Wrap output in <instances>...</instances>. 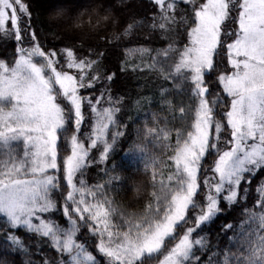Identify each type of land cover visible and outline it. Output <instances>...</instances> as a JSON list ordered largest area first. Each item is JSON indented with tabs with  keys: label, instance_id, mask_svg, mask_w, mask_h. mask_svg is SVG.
I'll return each instance as SVG.
<instances>
[{
	"label": "snow or ice",
	"instance_id": "obj_1",
	"mask_svg": "<svg viewBox=\"0 0 264 264\" xmlns=\"http://www.w3.org/2000/svg\"><path fill=\"white\" fill-rule=\"evenodd\" d=\"M149 4L0 0V264H264V0Z\"/></svg>",
	"mask_w": 264,
	"mask_h": 264
},
{
	"label": "trees",
	"instance_id": "obj_2",
	"mask_svg": "<svg viewBox=\"0 0 264 264\" xmlns=\"http://www.w3.org/2000/svg\"><path fill=\"white\" fill-rule=\"evenodd\" d=\"M130 3L133 5V8L135 11L139 12L140 14H147L148 16H151L153 9L151 7V5L149 4V0H130ZM34 7V16L36 17V26L38 28V30L41 31V37L43 42H45L46 44H59L60 41L58 39L55 38L54 34L52 33H46V31L41 28V24L47 23V19L48 16L47 14L43 13V11H37L36 10V5L34 3L33 5ZM82 10V9H81ZM146 35V33H142L138 30V36H140L141 38H143V36ZM14 51V48H8L7 51H5L4 47H0V59H3L5 57H7V59L9 61H12L13 56L12 53ZM113 63H115V61H113ZM214 80V79H213ZM145 79L142 76H137L136 74H128L127 76H123L121 79L116 81V84L114 86V90H116L117 92H124V93H136L138 91H140L142 88H144L145 86ZM155 90L154 85L152 84H148L147 88L145 89V94L146 95H150L152 91ZM136 111L135 109L132 110V112H130V115H135ZM125 120H127V116L125 117ZM119 146L117 147V152H119ZM96 155L98 156L99 153H96ZM117 159H119V157H117ZM111 166V165H109ZM102 167V166H101ZM142 167V166H141ZM99 172V168L93 167L92 170L87 174L88 178L90 179L91 182H97L99 177L97 175V173ZM117 174H122V175H131L132 173L130 172H125V173H117ZM147 178L141 173H136L135 174V180H130L128 183L129 185H134V183H138L141 181H145ZM259 183V180L255 181L254 183V188L255 185ZM253 188V191H254ZM133 193H129L127 197H124L123 194H121L120 196H117V200L121 201L123 200L124 203H127L131 198H132ZM238 215V213H237ZM229 220H231V217H228ZM222 222V221H220ZM3 246L0 245V251H2ZM5 259L3 256H0V260ZM8 260H11V257L7 258ZM26 259V257H19L16 261V264H22L23 260Z\"/></svg>",
	"mask_w": 264,
	"mask_h": 264
},
{
	"label": "rangeland",
	"instance_id": "obj_3",
	"mask_svg": "<svg viewBox=\"0 0 264 264\" xmlns=\"http://www.w3.org/2000/svg\"><path fill=\"white\" fill-rule=\"evenodd\" d=\"M223 59V63L219 64V67L217 69V73L213 75V79H216V75L219 74L221 71H224L227 69V58H226V52H222L221 53V57H218L219 59ZM150 264H154V262H150Z\"/></svg>",
	"mask_w": 264,
	"mask_h": 264
}]
</instances>
